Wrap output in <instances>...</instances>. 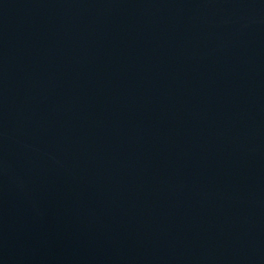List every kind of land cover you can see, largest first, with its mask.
Segmentation results:
<instances>
[{
	"label": "water",
	"instance_id": "1",
	"mask_svg": "<svg viewBox=\"0 0 264 264\" xmlns=\"http://www.w3.org/2000/svg\"><path fill=\"white\" fill-rule=\"evenodd\" d=\"M0 264H264V0H0Z\"/></svg>",
	"mask_w": 264,
	"mask_h": 264
}]
</instances>
